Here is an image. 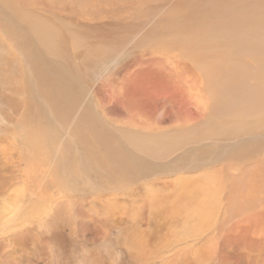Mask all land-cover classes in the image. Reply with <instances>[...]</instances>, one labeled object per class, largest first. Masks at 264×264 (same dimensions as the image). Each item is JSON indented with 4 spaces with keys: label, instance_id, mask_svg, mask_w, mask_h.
<instances>
[{
    "label": "rangeland",
    "instance_id": "obj_1",
    "mask_svg": "<svg viewBox=\"0 0 264 264\" xmlns=\"http://www.w3.org/2000/svg\"><path fill=\"white\" fill-rule=\"evenodd\" d=\"M5 1L59 28L57 30L68 39L62 45L66 64L78 73L81 81L78 79L73 85L79 101L70 114H66L58 105L60 110L50 112L46 100L56 98L51 89L36 78L31 81L33 88L42 84L47 99L43 94L42 99L35 101L28 89L30 80L20 81L13 69H7L4 80L0 78V198L7 195L14 203L23 200L25 212L30 214L22 225L27 232L15 240L0 239V264H49L53 255L57 264H163L175 260L172 257L187 242L172 239V232L168 231L170 222L165 215H157V203L166 207L165 196L171 193L178 178L199 180L203 173H210L212 178L217 177L226 185L231 180L228 166L241 167L243 163L232 157L228 159L238 147L237 137L222 126L223 115L218 116V120L210 117L212 95L209 88L205 89L204 71L201 78L197 69L200 66L197 56L202 48L208 49L207 54L218 51L216 45H211L212 37L220 28L214 27L208 41L198 44L196 50L186 48L194 40L185 31L174 33L173 30L181 16L175 9L186 12L182 1L187 5L202 1L205 6L208 0ZM112 9L119 11L115 17ZM3 12H0V37L10 54L15 53L20 61L18 48L22 47L2 32ZM4 15L7 16L6 11ZM163 25L165 38L151 39ZM10 26L8 22L7 27ZM72 32L85 41L84 47L75 48L68 35ZM94 48L99 49L98 54L83 57ZM7 53L0 56L11 57ZM45 59L47 66L58 71L51 57L45 55ZM16 60L17 57L13 63L18 65ZM262 68L264 63L260 68L249 69L259 72ZM193 72L197 82L191 81ZM252 79L253 74H250L249 80ZM48 82L46 80L47 86ZM54 103L56 105L57 100ZM162 135L161 140H169L170 144V151L164 149L167 153H161L162 159L139 155L141 165L133 163L130 172H123L115 152L121 153L122 149L137 143H148V138L158 143ZM34 137L38 139L37 146H52L56 161H47L43 150L30 149ZM230 137L235 138L229 143ZM173 139L178 145L171 149L177 144ZM243 167L240 170L243 171ZM149 197L153 199L150 202ZM57 204L64 206L56 208ZM196 206L181 213L187 217L190 214L188 219L194 214L199 216L206 206L200 209ZM216 208L215 215L219 214L222 221L224 208ZM246 229L256 237L245 241L258 246L264 244L260 222L255 221ZM48 231L51 235H44ZM227 231L223 223L221 235H226ZM148 236L151 242L147 247L150 251L156 250L153 255L140 246ZM218 238L219 241H215L219 247L217 254L221 250L222 257L231 263V258H236L240 250L236 247L226 250L230 244L223 245ZM201 241L204 242L203 237L188 243L191 247L195 243V249ZM48 243L55 246V254ZM177 258L180 264L178 260L182 257Z\"/></svg>",
    "mask_w": 264,
    "mask_h": 264
},
{
    "label": "bare ground",
    "instance_id": "obj_2",
    "mask_svg": "<svg viewBox=\"0 0 264 264\" xmlns=\"http://www.w3.org/2000/svg\"><path fill=\"white\" fill-rule=\"evenodd\" d=\"M182 4L185 5L186 12L183 11L184 9H175L181 16L179 24L173 26V30L174 33L176 30L185 31L194 40L193 43L186 45L188 50H196L198 44L208 41V34L214 27L220 28V31L212 37L211 45V47L216 45L218 51L214 54H207L208 49L202 48L197 56V62L200 66L198 68L197 66L195 67L201 73V78L204 71L205 89L209 88L208 92H211L212 95L210 97V117H217L218 120V116L221 117L223 115L222 126L225 127L228 133L237 137L236 145L238 147L232 150L233 153L229 154L228 159L233 158L232 160L234 161L243 162L242 165L240 164L241 167L245 165L247 167H243L242 171L240 170L241 167L230 164L227 168V173L231 172V174L229 173L231 180L227 181L228 184L225 181L226 185H222L219 178H212L210 173H203L199 180L196 178L197 181L191 178H178L174 181L173 188L170 189L171 193L165 196L167 202L166 205L163 203L166 206L165 208L161 207L156 201L153 202L154 205L156 203L158 205L156 207L158 209L157 215H165L168 218L167 220L170 222L168 231L172 232V239L183 244L187 242L186 246L182 249L179 248L176 255L172 257L175 260L165 261L163 264H178L176 262L177 257H182L181 260H178L180 264H264V244L258 246L251 243V241H245V239H255L256 237L250 234L252 231L247 230V226L250 225L251 227L252 223L258 221L264 229V68L259 72L249 69L250 67L260 68L262 63H264V0H208L205 6H203L202 1L195 2V5H187L182 1ZM40 5V8H43V3H40ZM2 10L7 12V16L3 12L2 32L9 35L11 37H9L10 40L12 38L15 39V43L22 49L18 48V52L21 55L19 61L15 53L10 54L4 39L2 40V37H0V54L8 52L11 55L8 58L0 56L1 80H4L7 69H13L19 76L20 81L30 80L28 83L31 88L28 87V89L35 101L42 99L41 95L43 94V97L47 99V91L46 89L44 91L42 84H37V87L35 86L36 90L34 89L35 87L33 88L32 84L34 82L31 84V81L36 78L37 81L44 83L45 88L51 89L52 95L57 100L56 105L54 103L56 100H50L53 97L46 100L50 106V112H57L60 110L58 107L60 106L66 114H70L79 101L74 95L76 87L73 85L77 83L78 79L80 80V77L78 78V73L66 64L68 62L66 51L62 45L68 39L58 31V27L55 28L46 18L47 21L44 18L40 19L37 15L25 12V10L18 8L15 3H7L5 0H0L1 13ZM209 11H211L212 15H210ZM118 12V9L111 10V14L114 17ZM215 20L216 22L214 23ZM8 22L11 24L10 28L7 27ZM191 27L193 28L191 29ZM159 31L156 36H151V39L165 38V25L160 27ZM68 35H70L69 38H71L72 44L76 49L84 47L85 41L76 35L75 32L68 33ZM116 38L119 40V37ZM98 52L99 49L94 48V51H88L83 57L86 58V55H90V53L98 54ZM204 53L208 55V60H206L208 57ZM45 55L51 57L58 71L51 69L49 64L47 66ZM16 57L18 65L13 63ZM8 64H11L12 67H7ZM24 66L25 69H23ZM197 69L196 72H198ZM250 74H253L251 81L249 80ZM190 76L192 77V82H197L194 72ZM46 80L50 81L48 86L45 84ZM2 85L5 86L7 84L3 83ZM199 105L197 106L199 107ZM25 107L28 108L26 102ZM26 108H24L25 111ZM24 116L25 114H23V118ZM25 128L23 126V129ZM36 134L39 135V133ZM235 137H230L229 143ZM161 138L164 139V136L162 135L158 138V143L154 141L155 139L148 138L146 140L148 143H137L131 148L122 149L121 153L115 152V157L118 158V163L123 168V172H130V166L133 163L139 164L138 166L141 165L142 157L139 155L145 156L146 154L154 160L162 159L164 155H161V153L165 151L164 149L170 151V144L169 140H161ZM165 138L167 139L166 136ZM177 140H179V137ZM23 141L28 145L25 138ZM173 141V143H177L174 139ZM31 142L32 147L30 149L34 151L43 150V156L47 161L49 159L52 162L56 161V154L51 145L37 146V137L31 139ZM170 142L172 141L170 140ZM176 145L178 143L173 145L171 149ZM3 159L5 161V157ZM162 192L164 191L162 190ZM130 193L134 192L131 191ZM220 193L223 197H221ZM150 199L152 198L149 197V202ZM223 199L225 202H222ZM103 202L101 201V203ZM193 205H197L199 209L202 206H206V208L202 207L199 216L194 214L193 217L188 219L190 214L187 217L181 211L188 210ZM63 206V204H57L56 208H63ZM215 207H218V209L216 208L217 210L224 208L222 211L223 216L221 215L223 217L222 221L219 220V214L215 215ZM223 223L228 228L226 235H221L220 233ZM216 233H218L222 241L221 244H230L226 250L230 251L233 247L240 250L236 258H231V263L222 257L221 250L217 254L219 247H217L218 243L216 244L215 241H219V238ZM260 233L261 239H264V230H261ZM152 234L153 236L155 235L154 233ZM198 237H203L204 242L201 241L200 244L196 245L198 248L193 249L195 243L193 242L194 244L191 247L190 241L198 240ZM149 242H151L149 236L145 237L140 242V246L144 252L148 249L149 253L153 255L156 250L150 251L147 247ZM244 247L245 252L242 250ZM183 259L185 262H182ZM136 260L138 259L136 258Z\"/></svg>",
    "mask_w": 264,
    "mask_h": 264
},
{
    "label": "clouds",
    "instance_id": "obj_3",
    "mask_svg": "<svg viewBox=\"0 0 264 264\" xmlns=\"http://www.w3.org/2000/svg\"><path fill=\"white\" fill-rule=\"evenodd\" d=\"M29 215L25 212L23 200L14 203L13 198L7 195L4 198H0V239H14L23 234L24 231H27V229H22V225ZM44 235H51V231L44 233ZM48 247L53 254L56 253V248L53 244L48 243ZM49 264H57L55 255L50 258Z\"/></svg>",
    "mask_w": 264,
    "mask_h": 264
}]
</instances>
